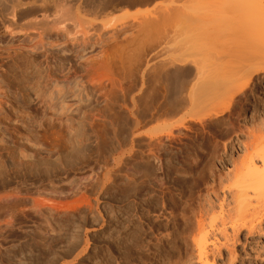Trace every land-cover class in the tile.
Wrapping results in <instances>:
<instances>
[{"label":"rangeland","instance_id":"374dc122","mask_svg":"<svg viewBox=\"0 0 264 264\" xmlns=\"http://www.w3.org/2000/svg\"><path fill=\"white\" fill-rule=\"evenodd\" d=\"M151 8L124 6L109 17L83 18L97 26L111 18L116 25ZM203 10L193 3L195 15ZM240 18L210 41L236 34L239 48L264 49V0H248ZM197 26L193 21L186 34ZM115 48L106 59L125 60L124 71L112 69L121 84L88 88L82 101L49 102L47 90L27 85L21 58L6 66L4 79L24 83L26 100L12 99L0 125V264H200L195 242L202 232L224 241L213 223L247 156L242 144L264 145V73H254L242 88L246 75L231 74V83L204 99L191 87L192 61L178 65L184 74L169 87L153 81L157 67L133 73L129 53ZM228 51L224 67L237 58ZM164 54L161 61L170 58ZM156 58L153 66L160 64ZM96 112L102 117H92ZM237 238L234 264H264L256 255L264 248V225L251 235L241 229ZM229 239L219 254L208 249L213 264H228Z\"/></svg>","mask_w":264,"mask_h":264},{"label":"bare ground","instance_id":"6f19581e","mask_svg":"<svg viewBox=\"0 0 264 264\" xmlns=\"http://www.w3.org/2000/svg\"><path fill=\"white\" fill-rule=\"evenodd\" d=\"M247 1L0 0V43L5 45L2 49V45H0V51L5 49L6 52L3 54L4 56L2 55L3 52L0 53V71H2L0 72V125H4V120L2 122L3 114L5 112L9 114L8 110H12V99H16L19 94L20 99H23H19V101L26 100L24 93L20 94L22 92L20 90L25 86L24 83L18 84L13 83L10 79H6L8 81L4 79L5 73L7 74L6 66L11 61L20 58L23 61V71L21 69L20 72L21 74L24 72V79L29 83L27 85L35 90H47L46 100L49 102H63L68 96L82 101L90 96L88 88L103 90L110 85L113 87V85L120 83L121 80L118 81L119 79L114 76L115 73L112 72V69L116 70L117 74L119 70L124 71L125 60L119 59L118 62L116 61L117 63L114 61L115 64H112L113 61L106 59V52L112 44L116 46L115 51L118 53H129L127 60L128 63L130 61L129 65H133V69L129 68L133 73L143 76L147 71H152V67H157L158 72L154 75L153 81L156 80V82L169 87L177 86L178 75L184 74L183 69H180L178 65H185L188 62L190 64L192 61L194 72L191 71L194 73V80H192L194 83L191 81V87L203 91L200 93L201 98L207 97L209 93H205L208 91L212 93L221 91L227 81L231 83V76L238 72L241 75H246L245 81L238 87L242 88L254 73H264V49L255 44V46L250 44L248 50H245V47L239 48L236 44L237 36H234L236 34L232 37L234 39L230 41L222 42L218 37H215L214 42L210 40L214 39L213 35L217 29L222 30V27L229 22L232 23L233 20L236 22L240 18L239 16L243 17L244 5ZM193 3H198L200 7H203L204 10L201 14L195 15L192 12ZM144 5H152V8L132 16L127 21L122 20L124 22L121 21L116 25L112 24L114 20L111 18L106 19V23L99 26L83 18L84 15L95 18L109 17L113 11L121 7ZM52 13L53 17L49 18ZM21 19L25 20L22 21ZM193 21H197L199 27L197 26V30H193L194 33L192 31L190 32L192 34H186ZM183 33L188 37L185 38ZM179 37H183L181 40L184 42H181ZM192 43L196 44L192 45ZM217 44L220 48H209V45L215 47ZM230 49L234 51L230 52ZM227 51L231 54L236 51L237 58L234 57V60L224 67L223 65L226 63L223 58ZM166 52L169 53L170 58L163 61V58L167 57V54H164ZM156 57L163 59V62L159 59L160 64L153 66L156 64L153 63ZM191 57L195 58L192 59ZM247 60L249 61L247 62ZM100 67L103 69L107 67L104 70L109 68L110 73L102 71ZM99 69L107 74H100ZM229 70L234 74L230 73ZM128 71L126 72L128 73ZM185 71L188 73L187 70ZM227 75H229L230 80ZM138 76L136 79L141 78ZM42 99L45 100L44 97ZM105 100H107L106 97ZM98 116L102 117V114L97 112L92 114V117ZM2 130L5 131L3 128ZM242 145L245 147V152L247 151V156L240 163L239 168H236L234 184L233 186L230 184L231 187L227 188L228 194L225 193L229 195L230 201L227 202L226 200L225 208L221 204L220 216L217 219L219 222H217L218 224L215 223L216 221L213 223L224 241L219 242L216 236L212 240V237L209 238L208 233H205L206 231L202 232L195 242L198 247L200 264H213L214 256L211 258L212 260L208 258V249L212 253L217 251L219 254L221 247H228L227 241L230 240L231 236L232 248H228V264H234L237 257L234 244L238 240L237 236L241 229H246L247 234L250 235L254 232L263 231L264 145L255 146L252 143L251 145L248 143ZM255 158L258 159L259 165L254 162ZM9 195L11 197L13 194ZM9 195H6L7 200ZM13 197L15 196L13 195ZM222 199L224 200V198ZM228 227L232 234L230 237L227 233ZM256 255L264 257V248L262 252H258Z\"/></svg>","mask_w":264,"mask_h":264}]
</instances>
